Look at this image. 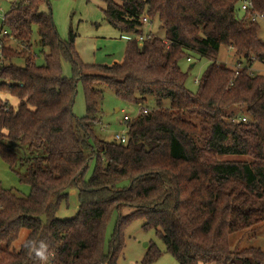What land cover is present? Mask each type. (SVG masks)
Instances as JSON below:
<instances>
[{"label":"trees","instance_id":"16d2710c","mask_svg":"<svg viewBox=\"0 0 264 264\" xmlns=\"http://www.w3.org/2000/svg\"><path fill=\"white\" fill-rule=\"evenodd\" d=\"M102 1L107 23L134 34L121 60L110 64H84L71 30L59 39L49 0H11L3 16L15 45L3 50L0 93L15 97L17 106L0 100V157L13 171L24 168L16 173L29 193L0 189V264H39L23 243L10 249L23 228L26 238L49 244L52 264H116L122 230L135 219L156 232L178 264H264L259 248L229 246L230 235L264 226V75L250 72L253 62L264 65L258 36L264 0H251L246 11L241 0ZM255 15L261 19L253 21ZM143 18L157 20L164 38L144 35ZM222 46L238 58L235 69L216 63ZM188 52L209 61L195 93L178 66ZM62 61L70 65L69 78ZM78 82L83 117L72 112ZM98 85L125 103L155 101V109L125 123L124 143L92 133ZM163 100L169 108L160 107ZM228 155L245 159H222ZM72 189L77 212L60 220L59 206ZM124 206L133 210L118 218L105 250L106 220ZM159 256L148 245L142 264Z\"/></svg>","mask_w":264,"mask_h":264},{"label":"rangeland","instance_id":"374dc122","mask_svg":"<svg viewBox=\"0 0 264 264\" xmlns=\"http://www.w3.org/2000/svg\"><path fill=\"white\" fill-rule=\"evenodd\" d=\"M11 0H0V25L2 17L9 8ZM118 2V0H115ZM105 5L102 0H49V10L59 39L66 40L68 31L71 30L76 35L74 48L80 60L84 64H110L121 60L124 47L128 39L133 38L132 33L121 34L111 27L104 19L102 9ZM41 10L46 12L48 8L42 6ZM143 34L149 33L160 39L164 38V31L160 28L159 22L153 20L142 28ZM258 36L264 40V22H258ZM137 37V36H136ZM38 40L37 30L33 29L31 38L32 49L37 52ZM12 40L6 42L7 47H14ZM188 57L189 61L186 59ZM187 57L178 62L179 68L187 74L185 87L192 93L197 91L198 81L206 70L209 61L200 58L193 52H188ZM39 58L38 62L41 63ZM15 64L22 66V59H15ZM238 62L234 51L222 46L217 54L216 63L230 69H235ZM61 70L63 76H72L68 62L62 61ZM250 72L255 75H264V65L259 62L251 64ZM102 92V100L99 103L95 120L91 122V130L97 139L112 142L114 136L126 130V125L122 121L123 115L130 119L136 117L142 109L153 110L157 106L151 97H147L142 104L125 103L116 98L113 91L104 86L98 85ZM0 100L7 101L12 107L17 106V99L7 93H0ZM161 108H169V101L163 100ZM116 109L118 111H116ZM123 111V112H122ZM72 112L76 117L85 116V100L80 82L76 84ZM92 141H90L91 143ZM222 159H245L240 156H224ZM93 161L88 164L85 179H88L94 167ZM16 172H24V168L11 170L6 162L0 157V189H11L22 196L29 193V186L19 180ZM78 208L77 195L74 189L69 191L67 201L60 204L57 218L60 220L72 218ZM132 208L124 206L120 210H113L109 214L104 231V249H108L109 240L115 229L116 222L120 216H127L132 212ZM142 220L135 219L128 223L122 230L124 247L122 254L117 258L116 264H142V260L148 245L153 244L159 251L160 256L150 264H178L176 260L166 252L165 246L158 238L154 230L145 231L142 229ZM28 231L21 229L18 238L11 244L10 249L17 251L25 240ZM1 247H4L0 245ZM229 246L232 250L247 247L259 248L264 251V226L257 229H249L246 232H238L230 235Z\"/></svg>","mask_w":264,"mask_h":264},{"label":"built area","instance_id":"2783aa9c","mask_svg":"<svg viewBox=\"0 0 264 264\" xmlns=\"http://www.w3.org/2000/svg\"><path fill=\"white\" fill-rule=\"evenodd\" d=\"M251 8V0H241L240 1V10L241 11H246L248 9ZM261 19L260 16H253L252 17V20H259ZM2 21H3V17H2ZM2 23V22H1ZM142 23L143 25L145 26L147 24V21L145 18L142 19ZM138 41H141L143 39L142 36H138L136 38ZM9 40H12L13 41V37L12 35L8 32V30H6L5 28H3L1 25H0V64L2 63V60H3V50L5 49L6 47V42L9 41ZM189 61V59H187ZM123 112V111H122ZM146 111L143 110V113H145ZM132 119H130L127 115H123V118H122V121L124 123H127L128 121H130ZM242 121H245V119H241ZM114 139L119 142V143H124L125 140H126V130L124 132H121L120 134H116L114 136Z\"/></svg>","mask_w":264,"mask_h":264},{"label":"clouds","instance_id":"9594fccd","mask_svg":"<svg viewBox=\"0 0 264 264\" xmlns=\"http://www.w3.org/2000/svg\"><path fill=\"white\" fill-rule=\"evenodd\" d=\"M22 247L30 256L38 260L39 264H52L54 253L46 241L25 238Z\"/></svg>","mask_w":264,"mask_h":264},{"label":"crops","instance_id":"0c3cea01","mask_svg":"<svg viewBox=\"0 0 264 264\" xmlns=\"http://www.w3.org/2000/svg\"><path fill=\"white\" fill-rule=\"evenodd\" d=\"M116 111H118V110L116 109Z\"/></svg>","mask_w":264,"mask_h":264}]
</instances>
